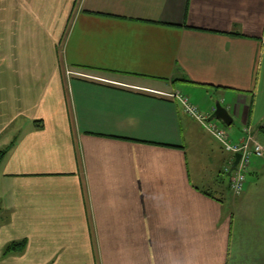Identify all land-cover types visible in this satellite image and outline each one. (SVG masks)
I'll return each mask as SVG.
<instances>
[{
	"label": "crops",
	"instance_id": "0c3cea01",
	"mask_svg": "<svg viewBox=\"0 0 264 264\" xmlns=\"http://www.w3.org/2000/svg\"><path fill=\"white\" fill-rule=\"evenodd\" d=\"M176 93L264 142V0H0V264H264V159Z\"/></svg>",
	"mask_w": 264,
	"mask_h": 264
},
{
	"label": "built area",
	"instance_id": "2783aa9c",
	"mask_svg": "<svg viewBox=\"0 0 264 264\" xmlns=\"http://www.w3.org/2000/svg\"><path fill=\"white\" fill-rule=\"evenodd\" d=\"M174 95L179 96L186 113L201 121L220 144L233 154L231 161L234 160V154H240L236 166L229 172V189L233 195L240 194L244 188L246 172L251 159L255 157L264 159V142L256 140L250 132H246L237 140H232L224 128L217 126L213 121H207L206 116L187 97L177 93Z\"/></svg>",
	"mask_w": 264,
	"mask_h": 264
},
{
	"label": "rangeland",
	"instance_id": "374dc122",
	"mask_svg": "<svg viewBox=\"0 0 264 264\" xmlns=\"http://www.w3.org/2000/svg\"><path fill=\"white\" fill-rule=\"evenodd\" d=\"M215 121V120H214ZM216 124H218V122H215ZM226 132L229 133V128L226 127ZM204 141H205V146L204 147H197L196 149H193V145L191 146V148L189 149V158L192 159V156H195L194 158L196 160H202V162H206L208 163L209 161L212 162V166L210 167H216L217 169L220 167H223V162L226 159V155L229 154L230 158H233V154L229 153L228 150L226 148H224L221 144H219V142H216L209 134L205 133V136L203 137ZM191 156V157H190ZM216 169V170H217ZM222 175V179L224 180V183H227L228 181V174L227 173H223ZM226 193H228L227 191H225ZM225 196H228V194H226ZM6 247V245H5ZM5 247L2 248V251H4V253H8V251H5ZM9 257V256H8ZM3 258V259H11L10 257L8 258ZM2 260V259H1ZM8 264H14V261L9 260Z\"/></svg>",
	"mask_w": 264,
	"mask_h": 264
},
{
	"label": "water",
	"instance_id": "95a60500",
	"mask_svg": "<svg viewBox=\"0 0 264 264\" xmlns=\"http://www.w3.org/2000/svg\"><path fill=\"white\" fill-rule=\"evenodd\" d=\"M218 119L221 120L225 125L229 126L232 122V118L225 107H223L219 102L215 103L213 112L209 115L208 120ZM240 158V154L236 153L234 156V161L232 163V168H234Z\"/></svg>",
	"mask_w": 264,
	"mask_h": 264
},
{
	"label": "trees",
	"instance_id": "16d2710c",
	"mask_svg": "<svg viewBox=\"0 0 264 264\" xmlns=\"http://www.w3.org/2000/svg\"><path fill=\"white\" fill-rule=\"evenodd\" d=\"M7 152V147L0 149V162L3 159ZM229 172V171H228ZM228 172H226L228 174ZM25 246V240H19V241H12L8 243L5 247V251L11 252V251H21L23 247Z\"/></svg>",
	"mask_w": 264,
	"mask_h": 264
}]
</instances>
